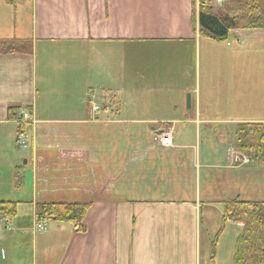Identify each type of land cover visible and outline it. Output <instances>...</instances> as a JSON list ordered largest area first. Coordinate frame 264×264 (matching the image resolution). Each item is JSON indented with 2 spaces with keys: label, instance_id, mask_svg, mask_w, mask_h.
<instances>
[{
  "label": "crops",
  "instance_id": "1",
  "mask_svg": "<svg viewBox=\"0 0 264 264\" xmlns=\"http://www.w3.org/2000/svg\"><path fill=\"white\" fill-rule=\"evenodd\" d=\"M231 35L203 36L196 0H0V41L25 48L0 55V202L19 203L0 264H233L224 204L264 203V165L233 162L236 126L264 124V29ZM207 126L233 141L207 147ZM38 203L89 204L85 232H35Z\"/></svg>",
  "mask_w": 264,
  "mask_h": 264
},
{
  "label": "trees",
  "instance_id": "2",
  "mask_svg": "<svg viewBox=\"0 0 264 264\" xmlns=\"http://www.w3.org/2000/svg\"><path fill=\"white\" fill-rule=\"evenodd\" d=\"M198 22L200 33L214 41H226L235 30L264 29V0H226L218 9L202 4ZM19 47L15 40L0 41V55L18 52ZM233 148L247 156L251 163L264 165V124H238ZM22 183V176H17L15 186L19 188ZM18 206L16 202H0V220H14ZM89 209V204L81 203H38L35 214L38 220L71 225L77 232L84 233V220ZM227 222L243 224L233 264H264V203L227 202L223 223Z\"/></svg>",
  "mask_w": 264,
  "mask_h": 264
},
{
  "label": "rangeland",
  "instance_id": "3",
  "mask_svg": "<svg viewBox=\"0 0 264 264\" xmlns=\"http://www.w3.org/2000/svg\"><path fill=\"white\" fill-rule=\"evenodd\" d=\"M240 31H248V29H241ZM2 41H7V40H2ZM10 41V40H9ZM232 41V35L229 36V38L226 40V41H212L213 44H225L226 42H230ZM20 45V43H18ZM19 51H25L24 49L25 48H21V45L19 47ZM113 57L115 56L113 53L111 54ZM120 60H117V61H113L112 63V66H113V70L114 72H117L119 71L120 72V69L119 64ZM130 64H128L127 66H129ZM98 81V79H97ZM17 111V110H16ZM24 113L25 111L22 110ZM232 128L230 127H227V126H207L205 129H204V135H203V140L205 142H208L210 144H206L207 147H212V142L213 141H217L219 146L221 148H223L226 144L228 143H231L233 141V137H232ZM225 144V145H224ZM25 152V151H24ZM240 158L241 160H248V157L241 154L240 155ZM27 199H30V198H27ZM215 247V246H214ZM226 251H224L222 254H220V257L217 256V258L214 260L215 264H226Z\"/></svg>",
  "mask_w": 264,
  "mask_h": 264
},
{
  "label": "built area",
  "instance_id": "4",
  "mask_svg": "<svg viewBox=\"0 0 264 264\" xmlns=\"http://www.w3.org/2000/svg\"><path fill=\"white\" fill-rule=\"evenodd\" d=\"M207 4H213V5H218V6H221L223 4V1L224 0H204ZM95 110H100V106H96L94 107ZM24 114V117L25 118H28V115ZM27 139H28V136L25 132H20L18 134V137H17V144L20 146V147H23V148H26V142H27ZM162 144L165 145V146H169L170 145V138L169 136H165L163 138V141H162ZM244 163L247 162V160H243ZM40 231H43L44 230V227L42 226H39L38 227Z\"/></svg>",
  "mask_w": 264,
  "mask_h": 264
},
{
  "label": "water",
  "instance_id": "5",
  "mask_svg": "<svg viewBox=\"0 0 264 264\" xmlns=\"http://www.w3.org/2000/svg\"><path fill=\"white\" fill-rule=\"evenodd\" d=\"M190 101H191V97L188 96V98H187V105H188V108L190 107Z\"/></svg>",
  "mask_w": 264,
  "mask_h": 264
}]
</instances>
